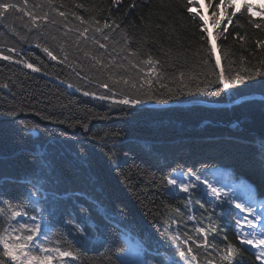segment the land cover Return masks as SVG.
<instances>
[{
  "label": "trees",
  "instance_id": "obj_1",
  "mask_svg": "<svg viewBox=\"0 0 264 264\" xmlns=\"http://www.w3.org/2000/svg\"><path fill=\"white\" fill-rule=\"evenodd\" d=\"M7 2L23 6L24 0ZM180 2L121 0L119 5H115L112 0H53L59 11L76 12L85 19L95 15L102 22L104 19L117 21L131 41V47L160 60L169 77L181 71L207 72L215 65L217 54L225 70L229 61H232V70L236 71L264 60V50L257 49L254 43L256 39H264V31L254 29L246 13L233 18L227 32H223V23L213 29L212 19L208 20L207 27L217 37V52L211 53V46L206 43L207 33H203L200 27L202 22L193 21ZM217 2L213 0V3ZM253 2L259 4L264 0ZM38 3L40 0H28L33 11H36L33 6ZM133 3L136 5L134 8L130 7ZM77 5L83 7L78 8ZM44 10L48 11L47 8ZM214 10L213 7L201 11L211 17ZM50 15L54 16V13ZM22 16L16 12L0 19V50L8 55L7 49L15 47L20 55L13 54L14 59L22 56L41 67L42 71L34 73L22 64L0 60V82H9L11 78L15 84L10 90L0 89V180L18 177L30 170L28 150L37 141L44 143L48 163L55 173L53 179L59 177L60 187L68 188L70 194H86L85 199L90 204L95 205L99 200L110 210L121 213L118 218L126 217L131 228L148 238L149 264H156L153 257L157 248H160L161 256H167L165 249L170 241L173 245L175 243L171 240L173 234H182L197 226L195 221L187 220L188 215H195L200 220L203 212L198 205L185 209L183 201H173L149 174L158 178L178 166L220 168L236 181L250 182L264 197V160L258 152L259 139L264 136V82L261 78L241 86L239 93L216 94L215 89L220 86L215 85L207 92L189 94L185 91L169 99L167 104L149 100L121 111L110 106L108 101L83 96L84 90L95 91L97 95L103 90L94 84L85 86L75 76L72 67L50 60L42 51L43 46H49L54 54H63L51 46V41L35 39L38 32L35 29L30 32L25 27L26 24L31 27L30 21L27 17L21 19ZM251 19L264 24L261 17ZM73 24L78 25L79 22L69 16V26ZM119 33L117 30L114 39L121 41L122 47L123 38ZM236 33L245 39L241 40ZM22 36L27 39H21ZM37 43L42 47L37 48ZM241 57L246 63L241 62ZM203 59L209 60L207 66L203 65ZM215 70L219 72L220 69ZM200 80L203 81L204 77L200 76ZM68 83L81 87V92L68 88ZM189 86L195 87V84ZM200 86L203 87V83ZM13 107L16 115H8ZM42 116L52 119H42ZM60 120L65 123H59ZM76 120L86 122L88 128L69 127ZM25 123L40 126L36 135L23 129ZM105 132L120 133L117 138L122 151L119 162L124 172L131 170L129 181H125L124 175L107 160L113 141L109 139L105 146L98 139H92L93 136H103ZM6 187L15 199L20 190L11 181ZM165 205L170 207L165 209ZM175 208L180 209L182 219L175 216ZM92 215L103 225L95 208ZM173 217L180 227L173 224L170 230L164 221ZM203 223L206 225L207 220ZM218 224L228 240L238 245L231 226L233 216L230 214ZM104 227L107 228L106 225ZM113 231L106 232V240L73 242L74 234L57 226L53 239L72 245L77 264H115L114 258L110 259L112 253L118 251L113 248ZM209 242H212L211 235ZM200 252L203 253V249ZM200 264H204L203 255L200 256ZM240 264L259 262L254 260L252 253L245 251Z\"/></svg>",
  "mask_w": 264,
  "mask_h": 264
},
{
  "label": "snow or ice",
  "instance_id": "obj_2",
  "mask_svg": "<svg viewBox=\"0 0 264 264\" xmlns=\"http://www.w3.org/2000/svg\"><path fill=\"white\" fill-rule=\"evenodd\" d=\"M112 2L119 5L121 0ZM135 6V3L130 5L133 8ZM180 6L193 21L202 22L200 27L203 33H207L206 43L211 46V53L217 52V37L207 27L210 18L213 29L219 28L223 23V32H227L233 18L246 13L252 27L264 31V24L251 19L261 17L264 20V3H254L253 0H218L217 3H213V0H181ZM33 7L36 11L29 8L28 0H24L23 6L0 0V19L6 18V14L22 13L21 19L27 17L31 25L29 27L26 24L25 27L30 32L33 29L38 32L35 39L51 41V46L58 48L59 53L63 55L54 54L49 46L42 47L40 43L36 44L37 48L42 47V51L50 60L72 67L75 76L83 81L85 86L94 84L103 90L99 95L95 91L84 90L83 96L108 101L110 106L120 108L121 111L145 104L149 100L167 104L169 99L182 95L185 91L189 94L207 92L213 86L219 85L220 87L215 89L216 94L239 93L241 86H247L258 77L264 82V60L258 65L236 71L232 70V61H229V67L225 70L218 54L215 65L207 72L181 71L178 75L173 73L169 77L164 72L160 60L131 47V41L117 21L104 19L102 22L95 15L85 19L76 12L59 11L53 0H40V3ZM77 7L82 8L83 5ZM213 7L216 10L212 11L211 17L201 11ZM45 8L48 11H45ZM52 13L54 16L50 15ZM69 16L74 17L79 24L70 27ZM117 30H120L119 34L123 38L122 47L121 41L114 39ZM236 36L241 40L245 39L239 33H236ZM21 39L26 40L27 37L22 36ZM254 43L257 49L264 50V39H256ZM7 51L9 54L5 55L4 51L0 50V60L22 64L34 73L42 71L41 67L22 56L14 59L13 54L20 55L15 47H10ZM241 62L246 63L244 57H241ZM202 63L207 66L209 60L203 59ZM217 68L220 69L219 72L215 70ZM82 72L84 75H81ZM200 76L204 77L203 81ZM191 83H194L195 87H190ZM201 83L203 87L200 86ZM14 86L11 78L9 82H0V89L10 90V87ZM67 87L81 92V87L73 83H68ZM8 115H16L14 107ZM41 118L52 119L50 116ZM59 123L63 124L65 121L60 120ZM76 126L88 128L87 123L81 120L69 125ZM39 127L38 124L23 125V129L32 135H36ZM118 137L119 132H105L103 136H93L92 139H98L105 143V146L109 139L113 141L108 149L107 160L124 175L125 181H129L131 170L124 172L120 166L122 151L119 150ZM258 152L264 160V136L259 139ZM28 156L30 170L18 177L0 180V264H73L77 256L72 245L61 239H53L57 226L67 233L74 234L73 242L106 240V232L114 229L113 248L118 251H114L110 259L114 258L115 264H149L148 238L131 228L126 222V217L118 218L121 213L110 210L99 200L95 205L90 204L85 199L86 194H70L68 188L60 187L59 177L53 179L55 173L48 163L49 156L44 143L37 141L28 150ZM136 168L139 171L138 165ZM149 175L173 201H183L185 209L193 205L203 209L200 220H197L195 215L187 216V220L195 221L197 226L182 234H173L171 240L175 243L173 245L170 241L165 249L166 257L160 255V248L155 249L156 256L153 259L156 264H200L201 255L204 256V264H240L245 251L252 253L254 260L259 264H264V197L260 196L250 182L236 184L228 173L219 168L195 169L194 166H178L158 178L154 174ZM9 181L20 190L15 199L7 190ZM164 207L167 209L170 205ZM93 208L103 225L92 215ZM173 211L176 217L183 218L179 208ZM230 214L233 216L234 223L231 226L239 246L228 240L227 234L218 224V221ZM204 220H207L206 225ZM164 223L170 230L173 224L177 228L180 227L174 217L165 219ZM210 235L212 242H209ZM201 249L203 253L200 252Z\"/></svg>",
  "mask_w": 264,
  "mask_h": 264
},
{
  "label": "rangeland",
  "instance_id": "obj_3",
  "mask_svg": "<svg viewBox=\"0 0 264 264\" xmlns=\"http://www.w3.org/2000/svg\"><path fill=\"white\" fill-rule=\"evenodd\" d=\"M220 169V168H219ZM233 179V178H232ZM227 182V181H226ZM233 182L236 183V184H239V183H248L246 181H236L235 179H233ZM233 223H234V220H233ZM73 264H77L76 261L73 262Z\"/></svg>",
  "mask_w": 264,
  "mask_h": 264
}]
</instances>
